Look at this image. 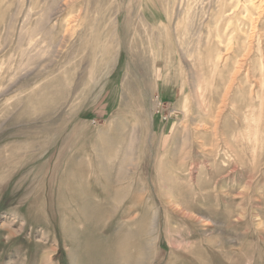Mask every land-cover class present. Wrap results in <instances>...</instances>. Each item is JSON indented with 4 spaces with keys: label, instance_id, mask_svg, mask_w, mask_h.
<instances>
[{
    "label": "rangeland",
    "instance_id": "374dc122",
    "mask_svg": "<svg viewBox=\"0 0 264 264\" xmlns=\"http://www.w3.org/2000/svg\"><path fill=\"white\" fill-rule=\"evenodd\" d=\"M247 7L0 0V264H264Z\"/></svg>",
    "mask_w": 264,
    "mask_h": 264
},
{
    "label": "bare ground",
    "instance_id": "6f19581e",
    "mask_svg": "<svg viewBox=\"0 0 264 264\" xmlns=\"http://www.w3.org/2000/svg\"><path fill=\"white\" fill-rule=\"evenodd\" d=\"M247 2H248V4H249V6L250 7H247V8H243V9H245V12H246V16H245V18H243L244 19V21H247V22H249L248 24L250 25L249 27H250V30H251V33H254L255 35H256V33L258 32V30H257V26H258V24H259V22L262 20V18L264 17V0H246ZM231 1H229V3H230ZM228 4V3H227ZM225 6H227V5H224V7ZM233 7H235V9L232 11V12H236V11H238V5H233L232 7H229V9L230 8H233ZM250 9H251V11H250ZM226 10H227V8H226ZM225 14V12H224V10H223V12L220 14V15H224ZM236 15V14H235ZM230 15H225L223 18H227L226 19V21L225 22H228V23H230V21H231V18L232 17H229ZM232 16V15H231ZM235 17V16H234ZM237 17V16H236ZM235 17V18H236ZM238 18V17H237ZM221 21V20H220ZM225 24V23H224ZM217 25H219V23L217 24ZM216 25V26H217ZM214 28V27H213ZM217 28V32H216V34L217 35H219V34H221L219 31H223V36H226V34H227V36H226V38L224 37V39H225V42H226V48H225V46L223 47V48H225V50L224 51H226V52H229V51H231L232 49H233V46L236 44H234V42H233V38H231V36H230V34H229V26L228 25H226V26H223V24H222V26L221 25H219V27H216ZM214 30V29H213ZM215 32V31H214ZM218 32H219V34H218ZM215 34V35H216ZM209 37V36H208ZM219 37V36H218ZM253 37H255V36H252V38ZM251 38V37H250ZM210 40V39H209ZM217 40H218V38H217ZM252 40V39H251ZM222 42V41H221ZM236 42V41H235ZM252 42V41H251ZM238 43V42H237ZM235 46H237V45H235ZM234 46V49L236 48ZM249 46V45H248ZM247 46V50H246V52H250V48ZM214 49V48H213ZM233 49V50H234ZM232 50V51H233ZM231 51V52H232ZM225 52V53H226ZM217 53V52H216ZM243 53H245V52H243ZM218 54H220V55H222L221 53H218ZM234 55V54H233ZM246 55H248V54H246ZM246 55H239V56H241L240 58V60H238V61H242V62H235L236 63V65H242L243 64V62L245 61V58L246 57H244V56H246ZM219 57V56H218ZM237 57V56H236ZM209 58V57H208ZM218 59V58H217ZM222 60V59H221ZM220 60V61H221ZM216 63H217V60H216ZM244 65V64H243ZM245 66V65H244ZM239 67V66H238ZM235 72H237V71H235ZM237 73H239V72H237ZM232 84V83H231ZM231 87V86H230ZM206 88V87H205ZM204 89V88H203Z\"/></svg>",
    "mask_w": 264,
    "mask_h": 264
}]
</instances>
